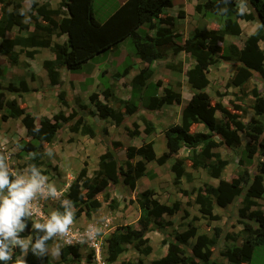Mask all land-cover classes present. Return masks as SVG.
Masks as SVG:
<instances>
[{"label":"trees","instance_id":"trees-1","mask_svg":"<svg viewBox=\"0 0 264 264\" xmlns=\"http://www.w3.org/2000/svg\"><path fill=\"white\" fill-rule=\"evenodd\" d=\"M23 1L0 0L2 6L0 53L6 54L10 61L16 64L17 56L14 51L16 46L33 49L49 48L55 57L45 59L43 67L50 84L59 87L56 89L61 101H66V90L60 89L63 83L60 72L62 68L78 69L83 64H88L90 60L97 59V56L105 51L116 49L119 43L128 37L135 39L134 52L146 62V66L132 78L128 99H120L115 94L113 85L101 92L104 100L100 99L99 93H91L89 99L96 112H92L87 105L78 103L69 115L60 111L52 118L44 116L38 125L36 117L22 107L16 98L7 99L4 102L5 112L0 117L4 121L10 118L22 119L27 134L31 138L23 145L24 150L32 153L29 160L30 171H38L41 165L43 143H51L58 136L63 123H69L71 131H80L83 135L95 137L103 129L99 128L94 114L121 126L128 117L138 112L140 106L150 111H158L166 105L181 104L183 98L179 91L165 87L161 94L158 93L159 82L150 79L153 74L151 65L157 59L167 58L169 51H172L173 55L184 51L196 60L195 65L187 70V76L191 87L199 91L193 93L189 102L182 107L181 121L165 127L167 150L158 156L153 141L144 142L140 146L128 145L125 148L127 160L125 164H121L115 152V147L121 144L112 140V145H109L100 155L99 166L94 174L89 176L87 167H83L63 195L67 203L74 206L75 216L97 211L102 205L99 196L107 191L113 182H121L129 191L135 190L138 179L146 174L147 162L154 161L163 165L177 156L184 147L190 152L188 159L191 161V166L194 169L204 168L213 178H220L229 164V160L215 149L223 144L238 148L242 145V134L247 138L244 147L248 157L251 158L258 153L264 154V95L258 88L255 86L251 90L255 101V117L247 123L228 114L222 104H214L210 94L205 91L210 83L208 77L210 67L220 58L230 62L233 67V74L228 85L245 87L254 74L264 80V49L259 45V41L264 40V2L262 0H249L256 8L261 26L247 37L243 47L230 43L228 54L224 55L219 53L221 52L220 42L225 40V35H240L242 29L238 20L254 19L253 13L240 12L239 0H202L196 9L204 13L208 11L227 15L225 26L219 29L196 27L183 42L177 31V18L166 13V9L173 6V0H126L103 21L96 16L93 0H61L55 8L46 3L38 4L36 0H29L31 3L29 17L25 13ZM177 17H184V12L180 11ZM42 19L48 22L56 20L57 25L44 23ZM145 24H148L147 30L145 28L143 33H140L141 27ZM31 25L32 30H30ZM15 27L29 31L28 35L8 37L7 33ZM150 31L153 33L150 34ZM63 35H66L63 42L53 40V36ZM35 53V50L27 51L30 57H34ZM168 67L178 72L182 71V65L179 63H169ZM128 69L121 74H127ZM2 75L3 70L0 69V77ZM1 89L0 97L3 93ZM6 89L19 95L32 92L25 79H21L18 84L11 81ZM113 102H116L118 107L114 106ZM218 111L222 113V117L216 115ZM225 114H228L226 118ZM197 124H203L207 132L193 131V127ZM134 126L133 130L127 127V132L131 137H139L141 135L139 124L135 122ZM153 130L154 124L148 121L144 129L145 133H151ZM103 133L108 135V129L105 128ZM215 136H219L220 141L215 140ZM34 140L39 143H35ZM137 157L140 159L133 162L132 160ZM172 169L177 173V177L186 173L183 159H176ZM257 170L258 172L252 176L248 170L244 169L231 181L221 179L217 186L206 183L196 192L195 201L199 205L200 213L212 219L218 217L213 214L215 205L225 208L238 197L243 196L242 205L239 208V215L244 219L241 230L243 239L240 245L233 243L226 246L222 254L227 261L213 258V248L219 243L223 233L222 228L215 227L212 235L199 233L198 226L195 224L198 218L194 216L185 230L175 234L174 240L168 241L166 238L162 240V243L167 246V252L152 260L150 264H248L255 247L260 245L264 247V209L258 207L259 200L264 196V160L259 161ZM154 195L155 192L152 189H146L138 193L135 199L130 200L139 207L138 227L126 224L118 226L109 234L106 239L108 264L116 262L126 251L128 244H132L142 256L149 255L152 252V246L147 234L152 230L164 233L165 228L172 224V220H165L164 214L172 216L182 209L179 201L168 206L161 204ZM250 221H255L256 224L253 225L249 223ZM20 222L25 224L26 232L30 235V242L26 248L22 244L12 248V239L9 237V258L6 261L0 260V264H22L17 261V257L24 252L23 264H61L41 256L44 246L52 242V235L48 234L47 229L36 227L39 223L30 220L27 214L21 215ZM238 235L228 233L225 237L227 240H235ZM192 239L195 241L189 253L184 246ZM0 240H3L2 235ZM78 252L77 246H64L60 252L61 259L64 263L79 262L81 259ZM120 264H145V262L141 258L137 262L122 260Z\"/></svg>","mask_w":264,"mask_h":264},{"label":"rangeland","instance_id":"rangeland-1","mask_svg":"<svg viewBox=\"0 0 264 264\" xmlns=\"http://www.w3.org/2000/svg\"><path fill=\"white\" fill-rule=\"evenodd\" d=\"M36 1L38 4L46 3L55 8L59 5L61 0ZM125 1L126 0H93V7L97 18L100 21L107 19V17ZM262 1L264 2V0ZM179 3L180 0H174L175 5L171 9H175V11H169L171 10L169 9L167 13L177 18V31L179 32L180 37H182L186 31L184 29L182 30V27L179 24L181 22L177 17L178 12L180 10H184ZM23 4L25 13L27 17H29V8L31 3L29 0H24ZM1 8L2 6L0 3V11ZM253 9L256 15L253 22L255 23L257 21L260 24L261 21L256 8L253 7ZM186 10L189 14L193 15L194 6L187 4ZM205 13V16L200 19L198 16V18L191 17L192 19L182 21V25L188 27L189 25L196 24V21L198 20L199 23L196 25L201 28H207L208 22L212 23L213 28L218 25H220L221 28L225 26L227 15L208 11ZM194 19H196V21H194ZM42 21L44 23L57 25L56 20L48 22L42 19ZM27 22H29V18H27ZM243 25L245 28V34H249V32L255 28L254 24L251 23L248 25L247 23H244ZM252 26L254 27L252 28ZM30 27V30H32L33 26L31 25ZM146 27H148V24L143 25L139 32L143 33V30ZM28 33L29 31L20 30L15 27L7 33V36H26ZM65 39L66 35L60 37L53 36L54 41L63 42ZM135 49V39L128 37L124 41L120 42L116 49L105 51L102 55L97 56V59L92 60L93 62L100 61L96 64V66L100 71H105L102 76L96 77L95 73L91 74V70H89L90 65L88 64H83L80 68L75 70L62 68L60 72L63 83L62 86H60V89L66 90V101L59 100L58 89H56L59 87L50 84L46 70L43 67V61L45 59H52L55 57L54 53L49 48L38 47L33 49L16 46L14 48L17 56L16 64L12 63L6 54L0 53V69L3 70V75L0 77V89L2 88L1 90L3 91L0 97V116L5 112L4 102L9 98H16L22 107H25L27 111L36 117L38 125L40 124L41 118L44 116L52 118L60 111L69 115L73 110L72 108L78 103L87 105L92 112H96L94 105L89 99L90 94L94 92L99 93L100 99L104 100L101 92L107 87H110V76L112 75L116 79L117 76L115 73L123 74L124 71L128 69V67L132 64L133 60L131 56L133 55ZM29 50H35L36 53L34 57L27 55V51ZM224 54L223 47H221L219 55ZM172 59L173 61L179 60L177 55L173 54ZM219 62H222L221 64H223L224 79L221 82L215 81L214 79L216 78H214V72L211 70V83L207 89L212 96V102L214 104H222L228 114L234 115L236 119L246 123L248 120L255 117V101L251 90L255 86L258 90H264V80L254 74V77L246 83L245 87L230 86L228 85V81L232 75L231 72H233V67L226 63V61L222 58H220L217 63ZM217 63L213 65L215 66ZM172 71L173 69H168V77L164 76L161 72L163 78L161 77L159 79H155L160 81V83L165 86L167 83L169 84L174 81L176 77L180 78V75L176 74L170 77V73H174ZM228 73L229 78L227 79ZM21 79H25L27 81V84L32 89V92L19 95L18 93L10 92L9 90L7 91L6 88L11 81L18 84ZM112 85L114 87L115 94L120 99H124V97L129 96L130 87L132 85L131 81L125 83L123 88L120 87L121 89L118 93L116 92V83H113ZM224 100L227 104L223 103ZM188 101V99L184 101L181 106L183 107L186 105ZM112 104L118 107L116 102H113ZM177 107L178 106L175 105V108ZM143 109L144 111H142V107H140L138 112L134 116L128 117L126 122L121 126L113 124L110 120H103L99 118L98 115L93 113L94 119L99 125V128L103 129L102 131H99L95 137L83 135L80 131H71L69 123H63V127L59 130L58 136L51 143H43L42 156L40 159L41 165H39L38 171H30L29 160L32 153L23 149V145L29 142L31 138L27 134V130L22 122V119L10 118L9 120L4 121L0 117V164L6 166V170L9 173V181L12 182L17 177L30 179L34 173L37 177L43 178V183L41 185L43 191L35 192L33 197L29 200L27 216L35 223L45 224L46 220L50 218L53 212L60 215H64L66 212H71V224H75L77 227H87L90 221L100 222V220L106 217L111 219V223L108 228L111 229L110 232L115 230L118 226L126 224H132L133 226L138 227L137 219L139 217V207L136 203H132L130 200L135 199L138 193L146 189H152L155 192L154 197L157 198L161 204L171 206L175 202L179 201L182 209L172 216L164 214L165 220H172V224L165 228L164 233L160 231L158 232V230H152L147 234L150 238V244L152 246V252L149 255L142 256L132 244H128L126 251L113 264H120L122 260H133L137 262L141 258L145 264H150L152 260L166 254L167 246L162 243V240L164 238L168 241L174 240L175 234L185 230L188 222L192 220L194 216H197L198 218L195 221V224L198 226L199 233L212 235L215 227L222 228L223 233L219 239V243L213 248V258L219 261H227V258L222 254L226 246L233 243L240 245L243 239L241 230L243 229L244 223L242 222L244 219H242L239 215V208L242 205L241 202L243 196L238 197L233 203L225 208H220L215 205L213 214L218 216L217 219H212L209 216L204 217L200 213L199 205L196 203L195 198L197 190L203 188L206 183L217 186L221 179L231 181L244 169L248 170L252 176L258 172L257 165L259 161L262 160V157L257 154L251 158L248 157L244 147L247 142V138L244 134L241 138L244 145L242 144L238 148H229L227 145L223 144L215 149V151L220 152L224 158L229 160V164L226 166L220 178L215 179L211 177L204 168L194 169L191 166V161L188 159L190 152L184 147L177 156L172 157V163H170V160L163 165H159L154 161L147 162L146 174L138 180L137 188L133 191L127 190L121 182H113L109 189L99 196L102 205L97 211L90 212L89 214L82 213L80 216H75L74 206L69 205L63 198V195L67 192L70 185L77 178L83 167H87L89 176L94 174L95 170H97L99 166L100 155L106 151L109 145H112V140L116 141L115 138L118 137L117 139H119L120 142H124L121 146L115 147V152L120 163L125 164L127 160L125 148L127 145L131 142L138 144L142 141V138L146 141V133L144 129L147 126L148 121H151L154 125H156V130L153 131H155L154 133L157 132L156 134L158 135L164 132L166 123H175L179 115L176 110L168 107V110H165V113L168 114V121H166L161 116V119L158 118L159 113L156 114V111H150L146 108ZM228 114H225V118ZM180 121L181 112L178 118V122ZM135 122L139 124V128H142V134H144V136L140 135L139 137H131L128 134L126 128L128 127L133 130L135 128ZM105 128L108 129V135L103 133ZM192 130L207 132V129L203 124L195 125ZM153 131H151V133ZM215 140L220 141V137L215 136ZM34 142L39 143L37 140H34ZM154 148L158 155L163 152L159 143H157ZM137 158L132 161L134 162ZM179 158L183 159L186 173L177 177V173L172 169V166L175 160ZM85 162L87 163L86 165ZM50 188L54 189V192L49 191ZM4 192H7V188L4 189ZM259 204L260 205L258 207L264 209V196L259 200ZM86 217L89 218V221L86 220ZM249 223L253 225L256 224L255 221H250ZM23 225V228L16 230L15 238L23 241L22 245L26 248L30 242V235L26 232L25 224ZM228 233L239 235L235 240H227L225 236ZM51 235L52 242L44 246L41 256L43 258H49L54 263L61 262V264H70L64 263L61 259L60 252L61 248L64 247L63 240L60 239V237H55V232ZM11 239L13 238L11 237ZM194 241L195 239H192L190 243H187L184 246L189 253L191 252V246ZM18 245L19 244L16 243L11 244L12 248H16ZM11 253L12 251L10 252V255ZM78 254L80 255V253ZM24 258L25 252L21 256L17 257V261L23 264ZM80 261L71 264H95L88 258L82 263H80ZM106 264L108 263L106 262ZM248 264H264L263 246L260 245L255 247L252 259Z\"/></svg>","mask_w":264,"mask_h":264},{"label":"crops","instance_id":"crops-1","mask_svg":"<svg viewBox=\"0 0 264 264\" xmlns=\"http://www.w3.org/2000/svg\"><path fill=\"white\" fill-rule=\"evenodd\" d=\"M174 1V0H173ZM202 0H180V5L183 7V9L184 10H180V11H184L185 12V15H184V17H182V18H178L179 19V21L181 22V23H179L180 25H181V27H182V30L184 29L186 32H185V34H183V36L182 37H180V40L183 42L189 35H190V33L196 28V27H199V26H197L196 24H198L199 23V21L197 20L196 21V19H194V21H196V24H194V25H189L188 27H185L184 25H182L183 24V22L182 21H185V20H187V19H192L191 17H197L198 18V16H199V19L201 18V17H203V16H205V14L206 13H204L203 11H198L197 9H196V7H197V5L201 2ZM250 2H249V0H239V6H240V8L241 7H243L244 8V11L243 12H247V13H253V15H254V19L253 20H249V21H247V20H243V19H239L238 20V23H239V25H240V27H241V29H242V32H241V34L240 35H231V34H226L225 35V40L223 41V42H220V46L221 47H223V51H224V53L225 54H228V45L230 44V43H235L236 45H238L239 47H243V45H244V42L246 41V39H247V37L249 36V35H251V34H253L259 27H260V24H261V22H260V24L256 21L255 23L253 22L254 20H255V18H256V15H255V12H254V9H253V6L251 5V4H249ZM187 4H189L190 6H194V13H193V15H191V14H189L188 12H187V10H186V5ZM173 5H175L174 3H173ZM246 5H248V6H246ZM173 7V6H172ZM172 7H169V8H167L166 9V13H167V11L169 10V9H171ZM169 11H175V9L174 10H169ZM179 11V12H180ZM178 12V13H179ZM173 13V12H172ZM170 15V14H169ZM173 16V15H172ZM177 16H178V14H177ZM180 19H182V20H180ZM184 19V20H183ZM244 23H247V25L249 24V23H251V24H254V26H255V28H253L254 26H252V28H253V30H251V32H249V34L248 33H244L245 32V28H244ZM208 25V27L207 28H202V29H219V28H221L220 27V25H218L217 27H215V28H213V26H212V23L211 22H208L207 23ZM143 27V26H142ZM201 28V27H200ZM146 30H147V28H146ZM250 30V29H249ZM153 33V31H150V34H152ZM226 41V42H225ZM259 45H260V47L262 48V49H264V40H260L259 41ZM172 51H169L168 52V57L167 58H165V59H157L156 61H154L153 63H152V65H151V67H152V69H153V74H152V76H151V80L152 81H154V82H159V90H158V93L159 94H161L162 92H163V88H165V87H170V88H172L173 90H175V91H179V92H181L182 93V98H183V100H182V103L181 104H183V102L184 101H186L187 99L188 100H190V98L192 97V95H193V93H195V92H197V91H199L198 89H195V88H192L191 87V85L189 84V82H188V76H187V70L188 69H190L191 67H193L194 65H195V63H196V60L189 54V53H186V52H184V51H181V52H179L178 54H177V57L179 58V60L178 61H173V59H172ZM180 56V57H179ZM132 57V64L129 66V69H128V73L127 74H124V75H122L121 73H115V75L117 76L116 77V79H115V77H113L112 75L110 76V79H109V82H110V85H112L113 83H116V89H117V93L118 92H120V87H122L123 88V86L125 85V83H127L128 81H131L132 82V78L136 75V74H138L139 72H140V70L143 68V67H145L146 66V62H144L139 56H137V54H135V52L133 53V55L131 56ZM100 61H98V62H93L92 60H90L89 61V63H88V65H90L89 66V70H91V74H94L95 73V76L96 77H98V76H102V75H104V73H105V71H100L99 69H98V67L96 66V64H98ZM121 62V61H120ZM169 63H175V64H177V63H179V64H181L182 65V71H180V72H178V71H176V70H173L172 72H174V73H170V77L171 76H173V75H180V78H178V77H176L175 78V80L174 81H172L171 83H167L165 86H163L162 85V83H160V81H157L156 79H159V78H163V76L161 75V72L164 74V76H166V77H168V69L169 70H172V69H170V68H168V64ZM222 62H219V63H217L215 66L214 65H212L211 67H210V71H209V73H208V77H209V79H210V83H211V77H210V73L213 71L214 72V78H216V79H214L215 81H219V82H221V81H223V79H224V77H223V71H224V68H223V64H221ZM226 63H228L231 67H232V64L230 63V62H226ZM87 64V63H86ZM162 64V65H161ZM213 67H214V69H213ZM212 70V71H211ZM160 73V74H159ZM232 74H233V72H231ZM101 74V75H100ZM257 74H255V76H256ZM133 76V77H132ZM132 77V78H131ZM231 77V76H230ZM254 76H252V78H253ZM156 78V79H155ZM229 78V73H228V75H227V79ZM92 79H93V77H92ZM226 80V79H225ZM224 80V81H225ZM112 82V83H111ZM210 83H209V85H210ZM224 83V82H223ZM226 83V82H225ZM93 84H94V82H93ZM208 85V86H209ZM264 86V85H263ZM130 87V86H129ZM131 87H132V85H131ZM131 87H130V92H131ZM260 90V89H259ZM262 90V89H261ZM260 90V93L262 94V95H264V90H262L261 91ZM205 91H207L208 93H209V91H208V89H207V87L205 88ZM210 94V93H209ZM129 96H130V94H129ZM129 96H126V97H124V99H128L129 98ZM211 96V95H210ZM212 97V96H211ZM189 102V101H188ZM223 103L224 104H227V102L224 100L223 101ZM181 104H171V105H166V106H164L163 108H161L160 110H158V111H156V114L157 113H159L158 114V118H160L161 119V117H163L164 118V120H166V121H168V114H166L165 112V110L167 109L168 110V107H170V108H172L173 110H176L177 112H178V114L180 115V112H181V110H182V106H181ZM175 105H177L178 107L177 108H175ZM140 107H142V106H140ZM139 107V108H140ZM143 108H145V107H142V111H144V109ZM155 114V115H156ZM255 114V113H254ZM179 115H178V118H179ZM216 115L218 116V117H222V113L220 112V111H218L217 113H216ZM161 116V117H160ZM178 118H177V120H176V122L177 123H179L178 122ZM159 119V120H160ZM249 121V120H248ZM174 123V122H173ZM247 123V122H246ZM171 124V123H170ZM169 124L168 123H166V127L168 126ZM141 128V127H140ZM154 130H156V125H154ZM140 133H141V136H144V134H142V128L140 129ZM155 131H153L152 133H146L145 135V140L147 141V142H149V141H153L154 142V146H156L157 145V143H159V145L161 146V150L162 151H165V150H167V144H166V138H165V135H164V132H162L161 134H156V133H154ZM156 134V135H155ZM243 135V134H242ZM118 138V137H117ZM117 138H115L116 139V141L118 142V143H120L121 145L124 143H122V142H120V140L119 139H117ZM142 141L141 142H139L138 144H135V143H130V144H128V145H135V146H140L141 144H143L144 142H146V141H144V138H142L141 139ZM243 144V143H242ZM127 145V146H128ZM244 145V144H243ZM245 146V145H244ZM229 148H231V147H229ZM181 151V150H180ZM258 156H261L262 157V160H264V154H261V153H258L257 154ZM159 156V155H158ZM138 159H140V158H137L136 160H138ZM172 159V158H171ZM171 159H169L170 160V163H172L171 162ZM157 173V172H156ZM143 177V176H142ZM141 177V178H142ZM216 179V178H215ZM139 180V179H138ZM138 182V181H137ZM86 220L87 221H89V218H87L86 217ZM102 221H105V222H110L111 223V219L110 218H104V219H102V220H100V222H98V221H90L89 223H88V225H94L96 228H98L99 226L100 227H102L101 226V222ZM71 225H74L75 226V224H71ZM110 225V224H109ZM77 226V225H76ZM87 226V225H86ZM110 231H111V229H109L108 230V234L110 233ZM159 232V231H158ZM159 235L161 236V234L159 233ZM161 238H162V236H161ZM78 253H80V255H78L79 256V258L81 259V261H80V263H82V262H84V260L85 259H91L90 258V249H89V247L88 246H80L79 247V252ZM77 264V263H76ZM113 264V263H112Z\"/></svg>","mask_w":264,"mask_h":264},{"label":"clouds","instance_id":"clouds-1","mask_svg":"<svg viewBox=\"0 0 264 264\" xmlns=\"http://www.w3.org/2000/svg\"><path fill=\"white\" fill-rule=\"evenodd\" d=\"M243 11L244 8L241 7L240 12ZM42 183L43 178L37 177L35 173L30 179L17 177L15 180L10 182L6 166L0 164V235L3 236V240H0V260L6 261L9 258V237L13 238L11 243L23 244V241L15 238V232L17 229L24 227V225L20 222V217L21 215L27 214L29 207L28 202L33 197L34 193L37 191H43V188L41 187ZM5 188H7L6 193L4 192ZM49 191L54 192V189L50 188ZM71 223V212H66L64 215L53 212L45 224H36V227L46 228L48 234L51 235L57 231L65 232L67 230V226ZM38 246L39 242L37 243V247ZM105 247L107 250V245Z\"/></svg>","mask_w":264,"mask_h":264},{"label":"built area","instance_id":"built-area-1","mask_svg":"<svg viewBox=\"0 0 264 264\" xmlns=\"http://www.w3.org/2000/svg\"><path fill=\"white\" fill-rule=\"evenodd\" d=\"M47 222V220H46ZM110 222H101L102 227L96 228L94 225L87 227L67 226L65 232H55V237L63 240L64 246H88L90 249L91 260L95 264H106V245L108 228Z\"/></svg>","mask_w":264,"mask_h":264}]
</instances>
